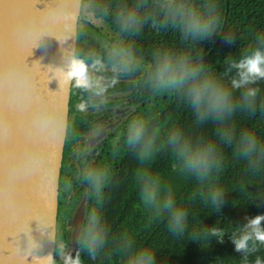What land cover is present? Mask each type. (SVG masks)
I'll return each mask as SVG.
<instances>
[{
  "label": "trees",
  "instance_id": "obj_1",
  "mask_svg": "<svg viewBox=\"0 0 264 264\" xmlns=\"http://www.w3.org/2000/svg\"><path fill=\"white\" fill-rule=\"evenodd\" d=\"M169 6L191 9L202 19L211 16L213 32L203 39L186 33L179 17L172 20ZM133 10L136 20L127 22L125 17ZM88 17L103 19L110 26L121 48L122 73L128 76L121 91L131 93L136 86L132 96L136 104L143 103V107L137 105L139 112L147 109L151 115L136 129L133 124L127 130L123 127L117 176L100 195L74 258L79 256L80 264H128L130 256L147 250L154 264H255L257 258L264 264V243L250 241L255 251L247 255L235 251L232 243L248 218L264 214V80L250 85L259 89L255 109L241 102L225 121L223 127L229 130L222 137L219 123L197 120L184 88L165 89L155 79L157 67L168 57L174 67L183 59L188 66L200 68V76L231 89L236 69L230 65L264 47V0H84L79 57L87 46L84 26ZM109 57L104 60L114 58ZM242 91L232 89L234 98L239 100ZM135 118L132 114L131 122ZM176 133L193 143L216 144V164L207 177L201 179L183 169L176 151L181 141L174 144L169 139ZM244 133L254 135L259 144L248 156L240 151ZM150 181L157 184L152 204L143 199ZM216 190L223 195L219 208L209 199ZM169 195L174 207L187 214L180 233L170 231L169 215L161 211ZM213 228L221 230L220 234L212 235ZM96 232L103 241L90 252L86 239Z\"/></svg>",
  "mask_w": 264,
  "mask_h": 264
},
{
  "label": "water",
  "instance_id": "obj_2",
  "mask_svg": "<svg viewBox=\"0 0 264 264\" xmlns=\"http://www.w3.org/2000/svg\"><path fill=\"white\" fill-rule=\"evenodd\" d=\"M83 7L84 0H0V264H55L73 84L60 69L77 54ZM5 96L19 103V130ZM17 136L25 156L6 172ZM84 212L83 204L73 216L66 257L77 250ZM9 215L18 218L6 222Z\"/></svg>",
  "mask_w": 264,
  "mask_h": 264
},
{
  "label": "clouds",
  "instance_id": "obj_3",
  "mask_svg": "<svg viewBox=\"0 0 264 264\" xmlns=\"http://www.w3.org/2000/svg\"><path fill=\"white\" fill-rule=\"evenodd\" d=\"M169 15L175 21L177 17L183 26V31L188 34L198 35L200 38L210 36L215 28L214 19L208 16L202 19L198 13L191 9L187 11L180 8L169 6ZM168 16H166L167 19ZM127 22L136 20V11H130L125 17ZM231 68L236 69V77L231 80V89L224 86L215 79L200 76V68L191 67L183 60L177 61L176 66H173L172 60L166 57L161 66L156 69V81L158 86L162 88L180 89L184 88L185 95L198 121L212 119L221 125L219 130L220 136H225L229 129L223 127L225 121L232 113L241 106L248 109H255L257 95L259 92L256 85L257 82L264 80V47H257L250 54L245 55L238 62H233ZM103 65L99 59L89 64L84 58L79 56L72 57L66 66L60 69L62 77L67 82H72L75 87L82 88L87 91H94L96 95L105 91L91 74L92 69H102ZM232 89H243L239 100L234 98ZM81 109L85 108V104L79 105ZM139 135V129L137 130ZM170 142L176 143L181 141L176 148L179 156L182 158L183 169L198 178L207 177L213 170L217 160V147L212 141L202 140L201 142L193 143L176 133L170 137ZM259 149V144L254 135L244 133L241 137L240 151L243 155L248 156L253 151ZM143 199L152 204L157 197L156 181H150L143 189ZM222 193L219 190L209 194V199L219 208L222 202ZM161 211L167 212L169 215V229L174 233H180L185 226L186 212L174 207V202L171 196L164 199ZM264 214H257L247 219L243 225L240 235L232 240L234 250L244 252L247 255L250 251H255V248L249 247L250 241L264 243ZM219 229L213 228L212 235L220 234ZM103 241V237L99 232L90 233L86 239V246L92 252ZM222 242V241H220ZM64 264H80L79 256L72 258L67 256L64 259ZM128 264H154L153 255L147 250L138 251L129 257ZM255 264H261L257 258Z\"/></svg>",
  "mask_w": 264,
  "mask_h": 264
},
{
  "label": "flooded vegetation",
  "instance_id": "obj_4",
  "mask_svg": "<svg viewBox=\"0 0 264 264\" xmlns=\"http://www.w3.org/2000/svg\"><path fill=\"white\" fill-rule=\"evenodd\" d=\"M84 28L89 37L85 38L87 46L81 58L89 64L96 59L101 61L103 68L92 69L91 74L105 91L96 95L94 91L72 84L59 190L55 264H63L61 261L71 246L72 219L76 211L85 205L82 238L95 216L100 195L117 176V148L121 146L123 127L127 130L128 124H133V129H136L137 124L151 115L147 109H144L145 113L139 112L137 105L142 106L143 103L136 104L137 99L132 96L136 93V86H132L131 93L121 91L122 82L128 76L122 73V53L115 34L91 21ZM110 55L114 57L112 61H105L104 56L110 58ZM139 74H135L134 81ZM81 103L85 104L84 109L79 107ZM148 104L150 108L151 100ZM132 114L136 116L135 122H131Z\"/></svg>",
  "mask_w": 264,
  "mask_h": 264
},
{
  "label": "snow or ice",
  "instance_id": "obj_5",
  "mask_svg": "<svg viewBox=\"0 0 264 264\" xmlns=\"http://www.w3.org/2000/svg\"><path fill=\"white\" fill-rule=\"evenodd\" d=\"M4 104H5L6 110L15 117L14 128L16 130H19L23 126V122L20 117L19 103L5 96ZM6 139H7V136H6ZM24 156H25V153H24L23 146H22V140L19 138V136H17L15 138V141L11 144V146L5 152V157H4V162H3L5 171L8 172L10 170V163L14 158L18 160H22ZM19 171H20L21 177L23 178L24 173L21 167ZM17 218H18L17 216L9 215L6 219V222L15 221Z\"/></svg>",
  "mask_w": 264,
  "mask_h": 264
},
{
  "label": "rangeland",
  "instance_id": "obj_6",
  "mask_svg": "<svg viewBox=\"0 0 264 264\" xmlns=\"http://www.w3.org/2000/svg\"><path fill=\"white\" fill-rule=\"evenodd\" d=\"M87 20L91 21L93 24H95L98 27H103L105 30H109L110 32H112L110 26L103 19H95L93 17L92 18L88 17ZM122 102L125 103L124 100ZM61 262L64 264L63 259Z\"/></svg>",
  "mask_w": 264,
  "mask_h": 264
}]
</instances>
